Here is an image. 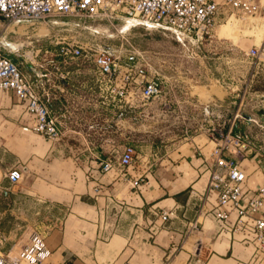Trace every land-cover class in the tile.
<instances>
[{"label":"rangeland","instance_id":"rangeland-1","mask_svg":"<svg viewBox=\"0 0 264 264\" xmlns=\"http://www.w3.org/2000/svg\"><path fill=\"white\" fill-rule=\"evenodd\" d=\"M126 18L134 17L121 13L115 18L61 17L54 18L60 22L56 25L48 19L14 24L0 16V44H7L4 54L24 74L28 65L37 67L47 58L44 49H53L54 42L64 38L78 42L85 50L76 58L77 80L92 76V60L96 51L104 48L121 64H128L133 79L141 74L161 86L160 93L146 101L133 95L129 100L132 107L122 117L108 116L105 120L97 114L93 120L109 124L107 130L98 128L89 133L83 130L70 138L63 136L75 145L64 151L74 153L80 161L59 165L57 169L62 174L75 167L81 176L57 175L50 158H44V167L39 165L36 169L47 175L36 180L38 184L27 193L25 186L31 181L27 161L19 162L24 172L21 187L16 191L17 205L23 221L30 224L24 227V236L34 230L45 235L47 244L50 240L58 241L74 201L78 196L82 201L86 199L81 192L90 170L85 171L87 167L91 169L90 160L97 149L117 155L124 142L132 143L138 156L133 169L142 173L145 167L154 168L160 155L177 147L194 145L208 152L229 133L239 136L245 145L241 150L243 157L256 154L264 158V119L257 113L259 109L264 110V48L261 45L264 19L259 15L241 18L227 9L217 17L210 36L180 41L170 31L145 26L140 20L129 24ZM254 47H260L256 57L248 54ZM255 84L259 90L253 89ZM98 100L93 97L92 108L95 104L100 109ZM6 138L9 140L8 134ZM95 141L104 144L95 147L91 143ZM19 149H26L24 141L19 143ZM112 217L116 216L104 212L99 216L102 220L98 221L95 231L94 241L98 242L94 250L102 254L107 251L106 242L111 237L105 238ZM204 252L205 249L201 253L203 257ZM99 256L94 262L104 264L102 255Z\"/></svg>","mask_w":264,"mask_h":264},{"label":"crops","instance_id":"crops-1","mask_svg":"<svg viewBox=\"0 0 264 264\" xmlns=\"http://www.w3.org/2000/svg\"><path fill=\"white\" fill-rule=\"evenodd\" d=\"M25 74L33 75L30 65ZM62 95L65 100L72 98L70 94ZM50 106L55 108L58 102L52 101ZM30 121L31 115L12 92L0 91V228L5 237L2 250L10 255H15L27 241L30 232L24 236V227L30 224L19 215L16 191L21 181L11 185L5 178L7 170L19 165L20 161H27L31 179L25 186L27 193L38 184L36 180L47 175L36 169L39 165L44 167V158H50L57 175L81 176V171L75 167L62 174L57 169L59 165L80 161L74 153L70 155L64 151L66 147L71 148L70 145L75 146L68 139L75 136L70 120L64 122L63 130V136L68 138L62 136L56 142L23 130ZM23 141L24 151L19 149ZM97 142L95 147L104 144ZM211 152L194 145L180 146L160 155L152 169L145 167L140 173L128 168L122 180L114 178L110 172L100 171L96 163L107 153L103 148L97 149L90 160L91 169L87 167L85 171L90 170L81 192L86 199L82 201L78 196L74 201L71 212L65 217L63 233L57 242L49 241L51 255L42 264H96L94 259H99V255L104 264H193L197 256L202 258L201 264H261L251 261L252 246L243 242L241 235L220 233L210 214L217 197L216 191L207 189L209 173L214 166ZM221 155L236 162L246 173L248 188L255 189L263 180L262 156L254 154L241 159L230 151H223ZM215 170L224 173L226 168L216 166ZM139 176L143 180L135 183ZM95 185L100 186L98 192L93 189ZM161 210L170 213L165 221L159 216ZM103 212L116 217L111 218L105 238L111 237L106 242L107 251L102 254L94 250L98 242L94 241V236ZM197 245H200L198 249ZM203 249L204 257L201 256Z\"/></svg>","mask_w":264,"mask_h":264},{"label":"built area","instance_id":"built-area-1","mask_svg":"<svg viewBox=\"0 0 264 264\" xmlns=\"http://www.w3.org/2000/svg\"><path fill=\"white\" fill-rule=\"evenodd\" d=\"M227 9L241 18L259 15L264 19V0H0V16L14 24L45 19L52 22L56 20L54 18L61 17L82 19L105 15L115 18L121 13L137 17L145 26L170 31L180 41L210 36L217 17ZM262 41L264 48V36ZM54 45L53 49H44L47 58L37 64L40 69L31 67L33 75H26L4 54L7 44H0V91L12 92L31 115L30 123L25 124L23 130L35 132L50 142L61 139L64 122L68 120L75 135L83 130L87 131L85 133L98 128L107 130L109 124L93 120L97 114L104 116L105 120L108 116L122 117L126 109L132 107L129 100L133 95L146 101L161 91L156 80H146L141 74L133 79L128 64H121L104 48L97 50L92 60V76L77 80L76 66L79 64L76 58L83 55V46L64 38ZM259 48H251L248 54L256 57ZM63 93L70 94L71 100H65ZM93 97L100 100V109H96L95 104L94 108L91 107ZM55 100L58 106L54 108L50 103ZM214 140L217 141L216 138ZM244 146L239 136L227 133L222 143L218 142L213 148L214 166L209 173L207 189L216 191L217 197L210 214L216 220L220 233L241 235V240L252 246L251 261L264 264V178L255 189L248 188L246 173L236 162L221 155L228 150L242 159ZM106 153L98 159L97 167L103 173L112 172L114 178L124 180L128 168L135 167L138 157L134 145L127 141L117 155ZM216 166H223L226 171L216 172ZM23 172L24 167L16 165L7 170L5 178L15 185L23 178ZM142 180L143 177L139 176L135 183ZM93 189L98 192L100 186L95 185ZM169 214L161 210V221H165ZM4 241L0 228V264H42L51 255L45 235L39 231H31L15 255L2 250ZM198 247L200 245L196 249ZM201 263L199 256L193 260V264Z\"/></svg>","mask_w":264,"mask_h":264},{"label":"bare ground","instance_id":"bare-ground-1","mask_svg":"<svg viewBox=\"0 0 264 264\" xmlns=\"http://www.w3.org/2000/svg\"><path fill=\"white\" fill-rule=\"evenodd\" d=\"M126 20H127V23H129V24H131V23H134V22H136V21H138L139 19L138 18H126ZM52 24H59L60 22L59 21H57V20H54V21H52L51 22ZM143 24V23H142ZM217 25V24H216ZM216 27V26H215ZM215 29V28H214ZM46 32H47V29L45 30ZM44 31V32H45Z\"/></svg>","mask_w":264,"mask_h":264},{"label":"water","instance_id":"water-1","mask_svg":"<svg viewBox=\"0 0 264 264\" xmlns=\"http://www.w3.org/2000/svg\"><path fill=\"white\" fill-rule=\"evenodd\" d=\"M257 113H258V115H259L261 118L264 119V110H263V109H259V110H257Z\"/></svg>","mask_w":264,"mask_h":264},{"label":"trees","instance_id":"trees-1","mask_svg":"<svg viewBox=\"0 0 264 264\" xmlns=\"http://www.w3.org/2000/svg\"><path fill=\"white\" fill-rule=\"evenodd\" d=\"M253 89H254V90H259V89H260V88H259V85H256V84H255V85L253 86Z\"/></svg>","mask_w":264,"mask_h":264}]
</instances>
